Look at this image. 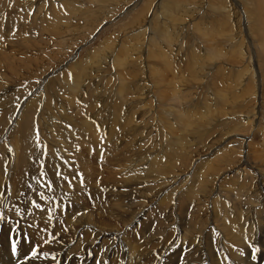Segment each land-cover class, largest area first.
<instances>
[{
  "label": "bare ground",
  "instance_id": "1",
  "mask_svg": "<svg viewBox=\"0 0 264 264\" xmlns=\"http://www.w3.org/2000/svg\"><path fill=\"white\" fill-rule=\"evenodd\" d=\"M83 1L85 2L84 4H82ZM100 1L101 0H65L64 3L59 4L58 7V4L55 6L53 2L49 0L50 3L46 7L44 5L40 6L41 0H32L30 1V3L23 2V7L21 6V8L28 7V14H31L34 9H38L37 15L36 17L34 16L32 21L37 22L40 18L43 22V26L45 27V31L49 30L51 35H56L60 32H66L65 34H67V31L70 30L68 29V24L70 23V20L75 19L76 16L78 17V20H87V18L91 15L90 13H88V10L87 12H82L83 9L89 8L92 3H98L97 5H99L100 3H102ZM197 1L198 0H196V2ZM229 1L230 0H221L220 2H224L221 3V6L213 5V8L211 10L207 9L203 11H197L195 6L192 5V0H157V2L155 1L154 4L153 2H151L150 4H146L149 5L148 12L145 13V18L147 19L146 21L142 20V22L139 23V26L142 23H144V25L138 27L135 30V32L137 33L129 38V42H132L129 47L128 45H125V43L119 36H115L117 38V40H115L119 43L116 49L107 50L105 49V46L107 45V43H109L110 45L112 42H102V46H104L103 50L101 49L102 47L99 48L100 45L98 48H96L98 46L97 45L95 47L96 49H94L93 51L94 53L88 52L86 55L87 57H85L84 59L77 60L74 58L75 61L73 60L74 62L72 61L71 63L72 65L74 63L73 67L75 71H72V69L69 68L66 72H62V74H60L59 76L54 75L55 78L51 79L50 76H48L49 79L46 81L47 89L44 87L46 89V95L42 94V97L39 98L40 103H38L37 107L31 108L27 112L22 113V131L20 137L14 143V148L11 150L9 147L4 149L0 146V213L1 210L4 209H6V211L9 210L10 212L7 216L5 214L6 217L3 218V220H0L1 264H56L57 260L60 261V264H95L97 256L98 258L103 260L102 262L107 259L111 262V264H181V258L183 259V264H264V204L255 203V201L253 204L250 199H239V197L247 196V186L246 188L244 187V185H242V187L240 188L241 190H239L234 185V190H239L240 194H238L237 191V194L235 193L236 197H233L231 201L224 200L226 199L224 198V196H226L227 194L224 196H219V198H223L222 201L214 200L211 203L210 208L211 216L208 218H205L208 216H206L205 210L209 207L205 208L206 205L204 206L202 204L204 207L202 208L200 214H191V218L185 214H181L179 215L180 217L176 219L175 223L167 222L158 224L159 226L153 228V230L156 228L155 231H150L151 233H155L151 235L144 244H142L140 247H137L128 241L126 237L127 232H121L120 230L122 229L121 227L125 225V223L130 225L134 220L137 221L140 217L144 216V214L141 213L137 216L136 214L138 213H136L135 216L137 217L135 218L134 216L132 220L131 218H129L130 216L127 217L126 215H124L123 210H121L123 208L121 203H117L118 200L120 201L118 196L119 194H121V192H116L117 189H115L114 186H111V184L114 183L115 185L116 183H118V181L121 179L120 171L122 172L123 170L125 171L124 175L122 176L124 184H126L128 181H133L136 184H139V180L150 178V176L148 175L149 170H152L153 167L160 168L162 165L159 159L152 158L155 153L159 152H152L150 151V148H147L144 152L145 155L139 154L138 158H134L135 155L132 156V154H130L126 159L122 161L118 159V161H116V164L115 162H113L114 165L112 166L111 164L110 166V169H114L115 173L112 171L113 174L110 181L104 183V178H106L108 175H111V173H108V175L106 174L107 170H109L108 172H110V169L108 167V169L105 167V173L103 163L106 164L105 161L110 160V154L113 155L110 156L111 158H116L119 155V151L114 149L115 144L122 141L121 139H119L118 134L122 133L124 129L133 130L135 124L132 123H137L139 120H141L140 124H138L136 127V131L140 132L143 135L145 129H147L148 127L150 128V125L148 123H145V120L150 117H158L160 119V122L168 127L166 132L168 133L169 138L174 141L176 140L175 143H169L170 149H172L173 147L178 148V151L172 158L176 159L178 153H181V161H185L187 159V162H190V160H188V154L193 148L189 153H187V151L189 150L185 151V147H189L187 145H192L193 143L199 144L203 148L208 147L207 145L209 143L205 145L204 141L206 139L204 138V135L206 134L205 132H207V127L209 126L208 123H211V125L214 124L213 127L219 126V123H221L222 125L221 120L219 122L217 120V118H219L218 115L217 118L216 116H213L214 112L217 111L211 104V106H208L206 108V111H208L209 115H207V119L203 116L206 119L205 122L204 118H201L202 114L200 115V112L203 111L201 109L200 112L196 110V107H198L197 105L200 103V97L197 101L194 102V99L191 96L193 92H188V90L187 92H185L183 90L184 87L182 88V90L179 88L181 91H179V93L177 92L176 94L177 99H174L176 101L175 105H173L172 102H169L168 100H164V97H166L164 95L167 93L158 91L157 94V92L153 91L157 88L158 84H161L163 80H161V78H158V74L160 73L159 67H157L155 64H153L152 67V65L149 64L150 59H155L158 57L156 55L157 53L155 52L156 49L159 50L161 54L159 55V57L165 59L166 63H168L170 58L167 56V54L172 55L174 53H179V51H181L183 47L186 48L184 55H189L190 51H193V54H191L192 60H190L192 69L194 73L202 70L204 76L208 72L214 71V69H221L222 71V69L225 70L227 67L226 70L234 74L236 73L237 76H239L238 80H236L235 85L238 89H240L239 87L241 86V84L243 85L242 79L246 76V85L245 87H242L243 91L241 93H244L245 95L251 93V100H247L248 104L254 103V108L249 112V114L247 112L243 115L250 116L253 114V119H248V121H246L247 124L250 122V124H254V126L256 124L259 125L257 121L259 119V116H257V112L259 108H262V106L264 105V68L261 67L262 64L260 65V59L255 57L256 55H250L251 53L249 52V54L244 48L241 47V45L244 41L243 37L247 36L245 45L250 48V45H252L251 41L253 32L255 34L253 43H255L257 49H262L263 54L264 32L262 33V25L264 24V16H261L260 8L262 7V5H264V0H244V2L239 0L243 2L246 7V9H243L242 11H240L239 5L237 3V7H233L229 5ZM223 4H225V6H223ZM208 5L209 4H207V6ZM238 8L240 12H237ZM233 9H236V11H234ZM97 10L98 13H100V11H104V9L101 10L99 8ZM226 10L228 11V14H226ZM23 11L19 14L24 15L25 12L23 13ZM105 12L106 11H104L103 13ZM241 12L243 14V17L240 14ZM210 13H212L213 16L215 14L218 17H220L219 15L222 14L226 18L227 15H236H234L235 20L233 19L231 21L232 24L230 26H238L243 28V33H240V36L238 37L240 41H238L237 45H234L235 43L231 42V35L224 37L223 34L227 35V33H222L221 31H216L214 29V23L216 21H212L211 23H209L208 21H206V19H204V17H207L208 14L210 15ZM105 16L107 17V15ZM42 22L41 30L44 31V29L42 28ZM14 25L16 24L9 23L4 27L9 28L10 26V29H8V31H10L13 29ZM134 25H132V27H134ZM223 26L225 27V25ZM220 28L223 27L221 26ZM74 31L71 30V32L73 33ZM81 31L83 30H80L79 32ZM195 31H197L200 36L195 34ZM188 33L193 34V36L190 37L191 39L189 42L187 41ZM47 36H49V34ZM153 36L156 38L159 37V40L157 38V42L159 43L154 41ZM235 38H237V36ZM255 39H257V41ZM215 40L216 42H214ZM127 43L128 42H126V44ZM159 45H164V47L161 49V46ZM114 46H116V44H114ZM163 49L165 50L162 52ZM197 49H199L198 54H194ZM224 54H229L228 56L234 55L235 57H238L240 62L242 63L240 64V66L244 67V64L245 68L240 71L237 66H235V64L228 66V60L221 59V56ZM16 57L17 56L13 57V60L14 58L16 59ZM37 59H27V62H29L30 65H37L39 63ZM157 60L159 61V59ZM69 64L67 66H69ZM16 65V63L11 64V67L15 69ZM37 68H39V66ZM112 68L114 70L110 75L109 71H111ZM160 68L163 69L162 67ZM165 70L166 69H164V71ZM129 78H135V80L137 81H134L132 83V80H130ZM2 82L3 80L0 79V108L6 107L7 109L14 111L15 109H18V106L16 107L13 101L15 99V101H18L17 99L21 98V100H19L20 102H22V100H24L22 99V97H25V94L22 90L10 91V85L7 84V82ZM164 84H169L168 80ZM204 87L205 86L203 85V88ZM197 90L198 89H196L195 92H198ZM217 93L219 94L220 92L217 91ZM49 94L51 96H49ZM169 94L167 95L170 96ZM218 94L215 97L220 95ZM236 94L239 93L237 92ZM86 95L90 96V99L88 101L90 107L89 105L87 106L88 108L92 109L93 113V108L95 106H99V104L101 105L100 108L97 109L94 113V116L101 115L105 104L114 105L119 102L123 103L124 106H127L120 120H118L114 124H108L104 128H100L99 130H96L95 133H93L94 138L90 146L81 145V147L78 148L75 145V140L78 136H84V134L82 133L83 131L81 132L83 135H80V133L78 132V128L83 127L84 129L89 130V126L91 127V124L88 120H86L87 118L83 120L86 115L82 116H85L83 119L79 118L82 111L79 108L81 105H77L78 103L75 104L74 101L76 98H84ZM223 95L222 99L225 102L228 100V98L227 100H225L226 94L224 98ZM195 96L196 95H194L193 97ZM42 98H45V100H42ZM170 98H172V96ZM42 101H44V103H41ZM197 102L199 103L197 104ZM153 103H155V108L152 107ZM193 103L194 105H192ZM244 104L241 107H243ZM229 105L232 106L233 101L232 104L229 103ZM239 105L240 104H238L237 106ZM32 107H34L33 104ZM245 107H248V105ZM153 108L157 110L158 115L154 112ZM203 108L204 107H202V109ZM133 109H138L137 113L139 112L140 116L134 115L135 110ZM223 109L225 110L226 106H224ZM90 111H88V113H90ZM228 112L225 113L228 114ZM261 112L263 111L261 110ZM84 114L86 113L84 112ZM204 114L206 116V113ZM94 116L92 115L91 117ZM96 118L99 119V117ZM230 118L231 117H228L227 119L225 118V121L223 123L227 124V126H230L229 130L225 131V134H223L229 135L228 137L225 136V138H223L224 140H228V138L230 136H233V133L238 130L239 123H235L234 118ZM205 123H207L206 125L208 126H205ZM177 128H179V130H177ZM38 129H41L44 132V138L41 145V152L43 155H41L36 150L35 138ZM178 131L180 132V134L178 133ZM148 132L150 133V131ZM153 132L155 131L153 130ZM160 133L158 134L160 135ZM176 133H178L179 135H177ZM222 133L223 132H221V134ZM166 135L167 134H164V138ZM114 141L115 143H113ZM250 143L249 145L251 146ZM237 144L238 145H236L235 147H230L228 144L225 149L218 151L217 143H210L209 148H207V150L209 149L208 153L200 155L202 156L203 161L201 164L200 162L199 164H197V167L199 168L198 175L200 176L202 171L203 176L205 175L207 177V180L210 181L211 179H208L209 176L222 171V164L227 165L229 164V161L230 163H232V161L234 160L233 158L235 157L231 153L238 152L239 156L241 155L240 151L244 145L241 148V145L239 143ZM120 146L122 147V145ZM246 146L248 148V145ZM260 149L257 152H254L255 154H252L256 156V153H260ZM248 155L249 153L244 154L243 161L242 158H237L239 159V161H241V163L237 164V166L235 167L237 171L234 172L233 179L231 181L232 183L233 181L239 183L238 179H241L243 180L242 184L247 185V180H249V176L251 177L250 172H255L254 175L258 177L262 186L261 191L264 193V169L262 166L264 165V160H262L261 157L262 161H260V157L254 156V158L252 157L253 159L251 161L248 158L250 155ZM261 155H264V153H261ZM115 158L111 160L114 161ZM176 160L178 162H181L180 160H178V158ZM150 161H152L151 165L144 167L143 170L140 169ZM252 164H254L255 166H252ZM186 167H188V165H186ZM250 169H253V171H250ZM170 170L171 169H169L168 167L158 169L156 171L158 174V176L156 177L158 181L164 180L163 177ZM86 175L90 179L91 183L96 186H102L106 184L110 186L108 188H111V190L110 192L106 193L104 205L107 204L108 206L109 204L114 211L91 209L92 206H89L88 202L89 198L84 197L81 185L85 181ZM219 176V174H216L215 179H219ZM197 178L198 177H192V179H190L191 181H193V183H195L198 181ZM204 187L209 190V193L211 192L210 184H206ZM230 189L232 190V188ZM214 191L217 190H213V192ZM233 193L231 192V194ZM7 196H10L11 198H7ZM41 197H43V199H41ZM255 197L258 196L256 195ZM49 200L53 201L48 203L47 201ZM34 201L36 202L35 204H39V208L36 207V209H34L33 211L29 209V211L26 207H24V205L30 206ZM193 201L195 202L194 199ZM132 204H130V207L128 208H131ZM97 206L98 208H102L103 203L102 205L98 203ZM13 207L17 209V216L21 217L20 219L18 217L16 219L13 218V215H15ZM115 216L120 217V220H116ZM182 217H184L183 220H181ZM62 225H64L66 228L63 229ZM171 227H174L173 230L176 231V240L173 242L171 250L159 257V259L155 258L149 260V256H147L146 254L150 253V251L144 253V251H146L151 245L148 241L153 242L154 240H156V245L159 246L161 244L160 241L164 239V234ZM12 228L15 229L14 232L10 231V229ZM57 228L60 231H58ZM113 232L119 233L113 234ZM80 234H84V236L80 237ZM21 237L28 238L25 239V244H28L33 240L36 241L32 243V247H35L37 250L36 256L33 257L30 252H27V258H25V255L21 254L20 252L19 245L17 255H11V240L14 239L19 242ZM71 240L73 241V243L70 242ZM46 241L48 244L45 249H42L40 243ZM253 247L259 249V251L257 252L256 260H252L251 258ZM163 250L167 251L166 248H164ZM87 252H92L93 255L88 256ZM44 253H47V255L45 256ZM81 256L84 257L83 260L79 259ZM69 257H72L73 260L70 261L68 259Z\"/></svg>",
  "mask_w": 264,
  "mask_h": 264
},
{
  "label": "rangeland",
  "instance_id": "2",
  "mask_svg": "<svg viewBox=\"0 0 264 264\" xmlns=\"http://www.w3.org/2000/svg\"><path fill=\"white\" fill-rule=\"evenodd\" d=\"M30 1H32V0H27V1L26 0H0V79H2L4 83L7 82V84L10 85V88H9L10 91L22 90L25 94V97L24 96L22 97V99H24V100H22V102H20L21 98H19L20 100L17 99L18 101H15L16 99L13 101V103L16 105V107L18 106V109H15L14 111H12V110L7 109L6 107L0 108V146L4 149L9 147L12 150L15 146L14 143L20 137L21 131H22V129H21L22 128V126H21L22 113L27 112L31 108L37 107L38 103H40L39 98L42 97V94L46 95V89H47L46 81L49 79L48 76H50L51 79L55 78L54 75L59 76L60 74H62V72H66L67 69H69V68L72 69V71H75L74 67H73L74 63H73V65L71 63L74 60V58L77 60L84 59L85 57H87L86 55L88 52L94 53L93 52L94 49L98 48L99 45H100L99 48L102 47L101 49L103 50L104 46H102V45L106 41H108L110 43L112 42L111 43L112 45L111 44L109 45V43H107V45L105 46V49H107V50L116 49L117 45L119 43H118V41H116L117 38L115 36H119L121 38V40L125 43V45L126 46L128 45V47H129L132 43V42H129V40H130L129 38L132 37L135 33H137V32H135V30L138 27L144 25V23H142L139 26V23H141L142 20L146 21V19H147V18H145V13L148 12V6L149 5H146V4H150L151 2H153V4H154L155 1L157 2V0H116V1L115 0H101L100 2H102V3H100L99 5H97L98 3L97 4L92 3L89 8L83 9L82 12H87V10H88V13H90V15H91L87 18V20H84V21L78 20L77 19L78 17L76 16L75 19L70 20V23L68 24L69 25L68 29H70V30L67 31V34H65L66 32L65 33L60 32L56 35L55 34L51 35L49 30L45 31V27L43 26V22L41 21L40 18L37 22L32 21L34 16L36 17L38 9H34L31 12V14H28L27 13L28 7L21 8L23 2L30 3ZM51 1L53 2V4L55 6L58 4V7H59V4H63L65 0H56V2H55V0H51ZM220 1L219 0H198L196 2V0H192V2H193L192 5L195 6L197 11H199V10L203 11V10H207V9L211 10L213 8L212 7L213 5L214 6H217V5L221 6L222 5L221 3H224V2H220ZM241 1L244 2V0H241ZM241 1L230 0L228 3H229V5H231L233 7H237V5H236V3H237L239 5L240 11H242L243 9H246V7H245L244 3ZM45 3H46V5H45ZM49 3H50L49 0H41L40 6L44 5L47 7L49 5ZM84 3L85 2L83 1L82 4H84ZM207 4H209V5L207 6ZM223 6H225V4H223ZM104 7H106V8H104ZM98 8L101 10L104 9V11H106V12L103 13L104 11H100V13H98V10H97ZM239 8H238L237 12H240ZM22 11H23V13L25 12L24 15L19 14ZM92 11H93V13H92ZM234 11H236V9ZM108 14H110V15H108ZM226 14H228L227 10H226ZM240 14L243 17L242 12ZM260 14H261V16L262 15L264 16V5H262V7L260 8ZM92 15H95L96 17L92 16ZM105 15H107V17ZM111 15H113V16H111ZM234 15H232V14L230 16L227 15V18H228L227 19L222 14L219 15L220 17H218L217 15L214 14V16H213V14L210 13V15L208 14V16L204 17V19H206V21H208L209 23H211L212 21H214V22L216 21L215 23L213 22L214 27H215L214 29L216 31L217 30L221 31L222 33H227V35L223 34L224 37L231 35V37H232L231 42L235 43L234 45H237L238 41H240L238 39V37L240 36V33H243V28L238 27V26H232V27L230 26L232 24L231 21L233 19L235 20ZM22 17H23V20H22ZM263 21H264V18H263ZM41 22H42V28L44 29V31L41 30ZM243 22H244V19H243ZM9 23L16 24L13 26V29L10 31H8V29H10V26H9V28L4 27V26H7ZM216 23H218V24H216ZM227 24H228V26H227ZM132 25H134V27H132ZM223 25H225V27ZM221 26L223 28H220ZM94 27H95V29H94ZM76 28H78V29H76ZM240 28L242 29V31ZM79 29L83 30V31L79 32L80 31ZM223 29H225L227 31H225ZM71 30H73V31L75 30L74 33L71 32ZM84 30H86V31H84ZM263 30H264V24L262 25V33L264 32ZM194 33L200 36V34L197 31H195ZM46 34L47 35L49 34V36H47ZM111 35H113V36H111ZM191 36H193V34H189V33L187 34V38H188L187 41L188 42L190 41ZM236 36H237V38H235ZM38 37H41V38H38ZM233 37H234V39H233ZM244 37H246V38H244ZM244 37H243L244 41L242 42L241 47L244 48L248 53L250 52L251 53V54L249 53L250 55H254V56L256 55L255 57L260 59V65L262 64L261 67L264 68V65H263L264 62H262V61H264V51L262 54V49L261 50H260V48L257 49L255 43H253L254 42L253 39L255 37V34L252 32V41H251L252 45H250V48L247 45H245L247 36H244ZM153 38H154L155 42H157L159 40V37H157L158 40L154 36H153ZM235 39H236V42H235ZM72 40H74V41H72ZM255 40L257 41V39H255ZM113 42H115V43H113ZM126 42H128V43L126 44ZM214 42H216V40ZM157 43H159V42H157ZM114 44H116V46H114ZM159 46H161L160 47L161 49L164 47V45H159ZM65 47H67V48H65ZM164 50L165 49H163L162 52ZM185 51H186V48L183 47V49L181 51H179V53H176V54L174 53L172 55L167 54V56L170 58H169L168 63H166L165 59H162L161 57H159V55H161V54H160L159 50L156 49L155 52L157 53L156 55L158 57L155 59H150L149 64L152 65V67H153V64H155L157 67H159V69H160L159 74L160 75L158 74V78H161V80L163 79L162 80L163 83L161 82V84H158L157 88L155 87L156 89H154L153 91L157 92V94H158V91L164 92L167 94L170 93L169 94L170 96H168L167 94L164 95L167 97V98L164 97V100H168L169 102H172L173 105H175L176 101L174 99H177L176 94H177V92L179 93V91H181L182 88L184 87L183 90L185 92H187V90H188V92H193L191 96L194 99L193 100L194 102L197 101L200 97L199 102L203 106L199 102H197V104L198 103L199 104L197 105L198 107H196V110L199 112L202 110L204 113H206V116H205V114L203 112H200V115L202 114L201 115L202 117L201 116L200 117L201 118L205 117L207 119V117L209 115H208V111H206V108L208 106L212 105L217 111V112H214L215 115L213 113L212 114H213V116H216V118L218 115L219 118H217V120H218V122L221 120L222 125H221V123H219V126L213 127L214 124L211 125V123H208L209 126L206 125L207 123L204 124L205 126H208L207 128L209 129V130L207 129V132H205L206 133L205 135L203 134L204 132L202 133L204 135V138H206L204 140L205 145H207L209 143L207 145L208 147L203 148L201 145L196 144V143H193L192 145H187V146H189V147H185V151L189 150V151H187V153H189L190 150L193 148L191 150V152L188 154V157H189L188 160H190V162H187V159L185 160L186 162L181 161V157H182L181 153H178V155L176 157V159L178 158V160H180L181 162H178L176 159L172 158L175 156L176 152L178 151V148L173 147L172 149H170L169 143L170 142L175 143L176 140L174 141V140H171L169 138V135L166 132L168 127L166 125H164L163 123H161L160 119L158 117H155V118L150 117L151 119L147 118L145 120V123H148L150 125V128L148 127L144 131L145 136H144V134L142 135L140 132L136 131V127L138 124H140L141 120H139L137 123H132V124H135V127L133 130L124 129L122 131V133L118 134L119 139H121L122 141L116 143L114 149L119 151V153H118L119 155L116 158L114 157L115 160L113 161L111 159H114V158L110 157L113 155L110 154L109 159L112 161V163L110 160L105 161L107 165L105 163H103L105 173H106V168L108 167L110 169L111 164H112V166L114 165L113 162H115V164H116L117 163L116 161H118V159L120 161H122V160L126 159L130 154H132V156L135 155L134 158H138L139 154L145 155L144 152L147 148H150V151H152V152L153 151L159 152V153H155L152 158H156V159H159L161 161L162 165L160 168H163V167L167 168L168 167L169 169H171L163 177L164 180L158 181V179L156 178L158 176L156 171L160 168H154L153 167L152 170H149V172H148V175L150 176V178L139 180V184H136L133 181H128L126 184H124V181L122 180L123 179L122 176L124 175L125 171L123 170L122 172L120 171L121 179L118 181V183H116L115 185H114V183L111 184V186H114V188L117 189L116 192H121V194H119V196H118L120 201L118 200L117 203H121V205L123 207L121 210H123L124 215H126L127 217L130 216L129 218H131V220H132V218L135 216L136 213H138V214H136L137 216L141 213L144 214V216L140 217L137 221L134 220L130 225L125 223V225L123 227H121L122 229L120 230L121 232L126 231L127 232L126 237H127L128 241L137 247H140L142 244H144L145 241L147 239H149L150 236L155 233V232H153V233L150 232V231H155L156 228L153 230L154 227L159 226L158 224H161V223H167V222L175 223L176 219L178 217H180L179 215H181V214H185L191 218V214H200L202 211V208L206 205L205 208L206 207H209V208L206 209L207 211L204 208V210L206 212V216L208 215L205 218L210 217L211 216V210H210L211 203L214 200L215 201L216 200L222 201L223 198L221 199V198H219V196H221V195L224 196L226 194L227 195L224 196V198H226V199H224V200L225 201H231V199H233V197L234 198L236 197L237 193L240 194L239 190H241L240 188L242 187V185H244V187H246V186L248 187V188L246 187L247 188V196L246 197L245 196L239 197L240 200L250 199V201L253 204H254V201H255V203L264 204V193L261 191L262 186H261V183H260L258 177L256 175H254L255 172L254 173L250 172L251 177L249 176V180H247V183H248L247 185L242 184L243 180H241V179H238L239 183L234 182V181L232 183V181H231L233 179L234 172L237 171L235 169V167L237 166V164L241 163V161H239V159H237V158H242V161H243L244 154L249 153V155L250 156L252 155V156L250 158V156L248 155L249 156L248 158H249V160L252 161V159L255 156V155H253V154H255L254 152H257L261 148L260 153H256L255 157H260L259 158L260 161L264 160V155H261V153L262 154L264 153V151H263L264 150V146H263L264 145V136H263L264 135V108H263L264 105L262 106L263 109L260 107L258 112H257V116H259V119L257 120L259 125L256 124L254 126V124L252 125V124H250V122L247 124L246 121H248V119L249 120L253 119V114L250 116L243 115V114H246L247 112L249 114V112L254 108V105H253L254 103L248 104L247 99L251 100V93L247 94V95H245L244 93H241L243 91L242 87H245V85H246V81H247L246 76L242 79L243 85L241 84V86L239 87L241 89L240 90L235 86L236 80H238L239 76H237L236 73L234 74V73L226 70L227 67L225 70L222 69V71H221V69L220 70L214 69V71L208 72L209 74L207 73L205 76L203 75L202 70H201L202 72L198 71L197 73H194L192 66L190 64V60H192L191 54H193V51H190V53H189L190 56L184 55ZM20 52H22V53H20ZM198 52H199V49H197L194 52V54L195 53L198 54ZM25 54H26V56H25ZM13 55L17 56L16 59L14 58V60H13V57H15V56H13ZM228 55L229 54H224L221 56V59L228 60V66L235 64V66H237V68L240 71H242L245 68L244 64H243L244 67L240 66V64H242V63L240 62L238 57H235L234 55L233 56H228ZM172 57H174V58H172ZM33 58L34 59L38 58L37 60L39 62L38 63L39 65L38 64L37 65H30V63L27 62V59H33ZM157 59H159V61ZM19 60H20V62H19ZM182 60L185 62H183ZM163 61H164V63H163ZM14 63L17 64L16 65L17 71H16V68L14 69L11 67V64H14ZM158 63H159V65H158ZM161 63H162V65H164L165 63L166 64L164 66H162ZM229 63H232V64H229ZM68 64H69V66H67ZM27 65L29 66V68ZM171 65H173V66H171ZM246 65H248V64H246ZM38 66H39V68H37ZM160 67H162L163 69H161ZM218 67H220V66H218ZM41 69H42V71H41ZM164 69H166V70L164 71ZM32 70H34V71H32ZM113 70L114 69L112 68V70L109 71L110 75L113 73ZM37 71H38V74H37ZM33 75H36V76H33ZM177 76H179V77H177ZM168 77L170 80L168 79ZM129 79L132 80V83L134 81H137V80H135V78H129ZM167 80H168L169 84H164ZM170 81H172V82H170ZM128 82H131V81H128ZM177 83H178V85H177ZM198 85L199 86L201 85L200 86L201 88ZM203 85L205 86L204 88H203ZM169 86H170V88H169ZM196 89H198L197 90L198 92H195ZM221 90H222V92H221ZM199 91H201V92H199ZM217 91L220 92L219 93L220 95L222 93L224 94V95L222 94L223 98L226 94L225 100H227V98H228V100L225 101L226 103L223 101L222 95L220 96L217 93ZM237 92L239 94H236ZM217 94L220 97L219 96H217L218 98L215 97ZM194 95H196V96L193 97ZM234 95H235V98H234ZM49 96H51V95L49 94ZM171 96H172V98H170ZM202 96H204V97H202ZM192 98H190V99H192ZM201 98L204 101H202ZM219 98H220V100H219ZM43 99L45 100V98H42V100ZM89 99H90V96L86 95L84 98H76L74 101L75 104L78 103L77 105H79V104L81 105V106L79 105L80 106L79 108L82 110L81 114L82 113L83 114L82 115L80 114L79 118L83 119L85 116L84 117H82V116L86 115V117L83 120H85L87 118L86 120H88L91 124V127L89 126V130L84 129L83 127L78 128L79 129L78 132L80 133V135L84 134V136H78L75 140V145L78 148H80L81 145L90 146V144L94 138L93 133H95V131L99 130L100 128H104L108 124L111 125V123L114 124L118 120H120V118L122 117L123 113L125 112V109L127 106V105L124 106L123 103H119V102L114 104V105L105 104V107H104L103 111L101 112V115L100 116H94V113L96 112L97 109L100 108L101 105L99 104V106H97V107L95 106L93 108L94 109V113H93L92 109L88 108V106H87V105H89V102H88ZM210 99H212V100H210ZM216 99H218V100H216ZM173 100L175 103L173 102ZM232 101H233L234 106L229 105V103L232 104ZM15 102L16 103L18 102V103L16 104ZM241 102L243 104L244 103L246 104V102H247V104L246 105L244 104V106L241 107L243 105ZM41 103H44V101H42ZM32 104L34 105V107H32ZM238 104H240V105L237 106ZM192 105H194V103ZM222 105L226 106V109L227 108L228 109L224 110L223 109L224 106H222ZM247 105H248V107H245ZM201 106L204 108L202 109ZM251 106H253V107H251ZM89 107H90V105H89ZM152 107L155 108V103H153ZM234 107H235V109H234ZM154 108H153V110L157 114V110ZM244 109L246 112L244 111ZM248 109H250V110H248ZM260 109L263 112H261ZM133 110H135L134 115L140 116V113L139 112H138L139 114L137 113L138 109H133ZM88 111H90V113H88ZM84 112L86 114H84ZM225 112H228V114ZM233 113H235V114H233ZM92 115L94 117H91ZM233 115H234V117H233ZM96 117H99V119ZM228 117H231L230 119L234 118L235 123H239L238 124V130H241V131L237 130L236 132H234L236 135L233 133V136H230L228 138V140H224L223 138H225V136H227V137L229 136V135H223V134H225L224 132L229 130V127H230L229 125L227 126V124H223L225 121V118L227 119ZM205 118H204V121L206 122ZM35 121H37V120H35ZM157 125L158 126L160 125V126L158 127ZM161 125L163 126L164 129L162 128ZM253 126L254 127L257 126V127L254 128ZM156 128H157V130H156ZM236 129H237V127H236ZM259 129H261V130H259ZM84 130H86V131H84ZM153 130L155 132H153ZM177 130H179V128H177ZM148 131H150L151 134ZM259 131H260V133H259ZM221 132H223V133L221 134ZM158 133H160V135L162 137ZM178 133L180 134L179 131H178ZM178 133H176V134L179 135ZM164 134H167L168 136L166 135L164 138ZM218 134H220V135H218ZM150 135H151V137H150ZM221 135H223V136H221ZM142 137H143V139H142ZM43 138H44L43 130L38 129L37 134H36V138H35V144H36V150L41 155H43L41 152L42 151L41 145H42ZM167 140H168V142H167ZM163 141H165V142H163ZM188 142H189V139H188ZM215 142L218 145L217 146L218 151L225 149L228 146V144L230 147H235L236 145H238L237 143H239L241 145V148L243 145L244 146L240 151L241 152L240 156H239L238 152L237 153H231L234 155V157L239 162L235 158H233L235 161L233 160L232 163H230V161H229V164H227V165L222 164L221 165L222 171L221 172L219 171V172L213 174L215 176H216V174H219L220 175L219 179H215V176L211 175L208 178V179H211L210 180L211 182H210L207 180V177L205 175L203 176L202 171H201L202 176H201V174H200L201 177L198 175L199 168L197 167V164H199V162L201 164L203 161L202 156H200V155L207 154L209 151V149L207 150V148H209L210 143H215ZM250 142H252V143H250ZM113 143H115V141ZM249 143L251 144V146L249 145ZM119 144L122 145V147ZM253 144L254 145L256 144V145L254 146ZM117 145H118V147H117ZM246 145H248L249 149L247 148ZM245 147H246V149H245ZM197 151H198V153H197ZM261 157H262V160H261ZM257 161H258V159H257ZM151 162L152 161L147 162L143 166V168H140V169L143 170L144 167L151 165ZM166 164H168V165H166ZM175 164H177L178 166ZM181 164H183V165H181ZM179 165H181V166H179ZM186 165H188V167H186ZM252 166H255V165L252 164ZM262 166L264 169V165H262ZM108 171L109 170H107L106 174L108 175V173H111V175H108L106 177L107 180H106V178H104V183H107L108 181H110L113 172L115 173L114 169H112V168L110 169V172H108ZM250 171H253V169H250ZM186 176H188V177H186ZM189 177L191 179H192V177L193 178L198 177L197 178L198 181L193 183V181H191V179ZM210 177H212V178L214 177L213 180ZM202 179H204V180H202ZM163 182H165V183H163ZM206 184L211 185V192L210 193H209V190L206 187H204ZM81 185H82V191H83L84 197L89 198L88 202H89V206H92L91 209H94V210L101 209L104 211H106V210L114 211L109 204H108V206H107V204L104 205V201L106 199V193L110 192V190H111V188H108V187H110L108 184L102 185V186H96V185L91 183L90 179L86 175V179ZM234 185L239 190L235 191ZM212 186H213V188H212ZM219 186H220V188H219ZM221 186L224 190L221 188ZM230 188H232V190ZM213 190H217V191L213 192ZM205 192H207L208 194ZM231 192L232 193L234 192V193L231 194ZM256 195L258 197H255ZM7 198H11V197L7 196ZM256 198H257V201H256ZM193 199L195 200V202L193 201ZM170 200H171V202H170ZM52 201L53 200H49L47 202L50 203ZM33 203H31L30 206L24 205V207H26L28 210L30 209L31 211H33L34 209H36V204H35L36 202L34 204ZM98 203L100 205H102V203H103V207L98 208V206H97ZM64 204H65V202H64ZM130 204H132L131 205L132 207L128 208V207H130ZM167 205H169V206H167ZM126 208H128V209H126ZM13 211L15 214V215H13V218L16 219L18 217L20 219L21 217L17 216V212H16L17 209L15 207H13ZM136 211H138V212H136ZM9 213H10L9 210L6 211V209H4V210H1L0 216H3V218H5ZM5 214H6V216H5ZM137 216H135V218ZM158 217H159V219H158ZM115 219L119 221L120 217L115 216ZM183 219H184V217H182L181 220H183ZM209 220H210V218H209ZM155 222H156V224H155ZM62 228L64 229L66 227L64 225H62ZM173 228L174 227H171L164 234V239L162 241H160V243H161L160 245H162V246L156 245V240H154L153 242L148 241L151 245L146 251H144V253L150 251V253L146 254L147 256H149V258H148L149 260L155 259V258L159 259V257L168 253L171 250L172 244L176 240V231H174ZM58 231H60V230L58 229ZM118 233L119 232H116V233L113 232V234H118ZM79 236L83 237L84 234H80ZM70 242L73 243L72 240ZM47 244H48L47 241L41 242L40 243L41 248L45 249ZM38 248H39V246H38ZM164 248H166L167 251L163 250Z\"/></svg>",
  "mask_w": 264,
  "mask_h": 264
},
{
  "label": "snow or ice",
  "instance_id": "3",
  "mask_svg": "<svg viewBox=\"0 0 264 264\" xmlns=\"http://www.w3.org/2000/svg\"><path fill=\"white\" fill-rule=\"evenodd\" d=\"M41 199H43V197H41ZM36 207L39 208V204H36ZM0 220H3V216H0ZM10 231L14 232L15 229L12 228V229H10ZM25 239H28V238L27 237H21L19 242L17 240H14V239L11 240L10 251H11V255L12 256H16L17 255V253H18V245H19V249H20L21 254H24L25 258H27V252H30L33 257L36 256L37 250H36L35 247H32V243H34L36 241L33 240V241L29 242L28 244H25L24 243ZM258 251H259L258 248H256V247L252 248V257H251L252 260H256L257 259V252ZM44 255L46 256L47 253H44ZM87 255L88 256H92L93 253L92 252H87ZM68 259L70 261L73 260L72 257H69ZM79 259L83 260L84 257L81 256ZM56 264H60V261L57 260ZM95 264H107V262H102L101 260H96ZM181 264H183V259L182 258H181Z\"/></svg>",
  "mask_w": 264,
  "mask_h": 264
}]
</instances>
